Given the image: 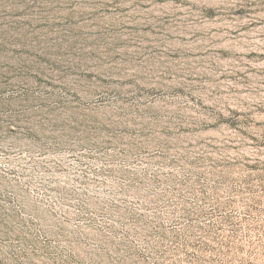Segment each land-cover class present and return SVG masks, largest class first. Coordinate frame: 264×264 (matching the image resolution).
Here are the masks:
<instances>
[{
    "label": "rangeland",
    "instance_id": "rangeland-1",
    "mask_svg": "<svg viewBox=\"0 0 264 264\" xmlns=\"http://www.w3.org/2000/svg\"><path fill=\"white\" fill-rule=\"evenodd\" d=\"M0 264H264V0H0Z\"/></svg>",
    "mask_w": 264,
    "mask_h": 264
}]
</instances>
